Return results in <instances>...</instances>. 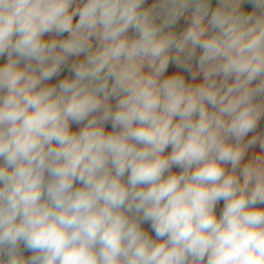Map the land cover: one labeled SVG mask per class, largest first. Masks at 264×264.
Listing matches in <instances>:
<instances>
[{
  "label": "clouds",
  "instance_id": "obj_1",
  "mask_svg": "<svg viewBox=\"0 0 264 264\" xmlns=\"http://www.w3.org/2000/svg\"><path fill=\"white\" fill-rule=\"evenodd\" d=\"M0 264H264V0H0Z\"/></svg>",
  "mask_w": 264,
  "mask_h": 264
},
{
  "label": "crops",
  "instance_id": "obj_2",
  "mask_svg": "<svg viewBox=\"0 0 264 264\" xmlns=\"http://www.w3.org/2000/svg\"><path fill=\"white\" fill-rule=\"evenodd\" d=\"M213 6H215V0H213ZM246 9H251L252 8V5L251 4H249V3H245L244 5H243ZM180 24L182 25L183 24V20L180 22ZM172 69L170 68V71H171ZM170 150V149H169ZM259 149L257 148V151H258ZM173 171H179L178 169H173ZM222 206H223V202H221L219 205H218V207H220V208H222Z\"/></svg>",
  "mask_w": 264,
  "mask_h": 264
},
{
  "label": "built area",
  "instance_id": "obj_3",
  "mask_svg": "<svg viewBox=\"0 0 264 264\" xmlns=\"http://www.w3.org/2000/svg\"><path fill=\"white\" fill-rule=\"evenodd\" d=\"M151 2V0H149V3ZM26 255H30V253H25Z\"/></svg>",
  "mask_w": 264,
  "mask_h": 264
},
{
  "label": "rangeland",
  "instance_id": "obj_4",
  "mask_svg": "<svg viewBox=\"0 0 264 264\" xmlns=\"http://www.w3.org/2000/svg\"><path fill=\"white\" fill-rule=\"evenodd\" d=\"M220 209H221V208H220V207H218V208H217V211L219 212V210H220Z\"/></svg>",
  "mask_w": 264,
  "mask_h": 264
}]
</instances>
